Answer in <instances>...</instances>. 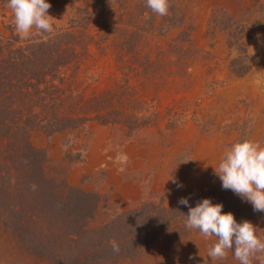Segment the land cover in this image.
<instances>
[{
  "label": "trees",
  "instance_id": "16d2710c",
  "mask_svg": "<svg viewBox=\"0 0 264 264\" xmlns=\"http://www.w3.org/2000/svg\"><path fill=\"white\" fill-rule=\"evenodd\" d=\"M75 1L46 0L54 31L33 30L22 39L8 0H0V22L7 32H0V264H117L133 259L157 240L184 237L191 231L185 227L189 207L203 199L223 204L222 214L231 212L237 223L249 221L258 228L264 212L254 211L231 190L212 186L187 206L150 201L101 216L99 195L66 181L70 167L83 160L82 152L67 150L66 165L60 167L32 143L35 133L49 138L65 132L69 137L99 124L130 136L159 122L157 107L144 99L157 73L151 66L159 63L150 59L145 35L181 26V10L170 0L168 15L156 26L147 0H85L72 7ZM110 1L120 5L112 18ZM209 23L226 31L227 47L236 52L228 62L231 73H247L250 42L244 26L220 9L210 12ZM178 33L174 43L187 40L184 31ZM108 46L119 73L108 74L100 86L104 74L90 50L99 54ZM179 119L167 118L165 128ZM111 241L118 243V254Z\"/></svg>",
  "mask_w": 264,
  "mask_h": 264
},
{
  "label": "rangeland",
  "instance_id": "374dc122",
  "mask_svg": "<svg viewBox=\"0 0 264 264\" xmlns=\"http://www.w3.org/2000/svg\"><path fill=\"white\" fill-rule=\"evenodd\" d=\"M86 1L76 0L71 6ZM135 1L138 0H127L129 4ZM171 2L181 10V26L145 35L151 47L150 59L159 62L151 66L157 73L144 96L159 111L156 125L124 136L109 126L91 124L69 137L65 132L49 138L35 133L31 139L45 149L50 164L56 166L65 167L63 155L67 150L82 152L83 160L70 167L66 181L95 191L101 216L143 202L170 205L179 204L181 198L190 201L201 197L209 186L223 189L214 168L224 152L245 139L264 146V0ZM108 5L109 18L115 17L120 5L115 1ZM213 9L222 10L245 28L251 68L244 75L236 76L230 71L228 62L236 52L227 47L225 30L211 28ZM60 20L64 17L56 22ZM160 20L156 14V26ZM180 31L187 34V40L174 43ZM0 32L7 33L1 22ZM101 49L99 54L93 49L90 53L104 74L99 85L105 86V77L117 70L110 53L112 47ZM172 116H179V123L165 128L167 118ZM257 229L258 235L264 237V223ZM214 243V237L206 240L198 230H191L184 237L157 240L135 258L117 264H203L204 258L212 264L207 251ZM215 264L239 262L229 252L226 259Z\"/></svg>",
  "mask_w": 264,
  "mask_h": 264
},
{
  "label": "clouds",
  "instance_id": "9594fccd",
  "mask_svg": "<svg viewBox=\"0 0 264 264\" xmlns=\"http://www.w3.org/2000/svg\"><path fill=\"white\" fill-rule=\"evenodd\" d=\"M6 7L13 14L20 38H28L33 30L36 34L54 31V18L48 14L51 4L46 0H8ZM147 7L159 16H166L171 5L170 0H147ZM214 174L221 180L223 189L250 203L254 211L264 212V146L260 142L245 139L234 143L224 152ZM178 203L187 206L188 198H181ZM222 209L223 204L213 205L210 199H203L195 207H189L185 220L187 229L198 230L206 240L215 238L207 251L212 264L226 259L229 252L239 264H253L254 260L264 264V237L258 235V229L249 221L237 223L231 212L222 214ZM110 243L118 254V243ZM203 264H209V259L204 258Z\"/></svg>",
  "mask_w": 264,
  "mask_h": 264
}]
</instances>
